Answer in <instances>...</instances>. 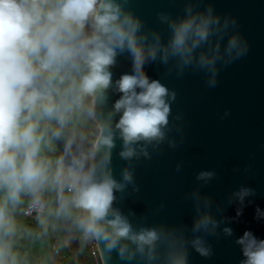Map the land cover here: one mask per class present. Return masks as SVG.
<instances>
[{
    "label": "clouds",
    "instance_id": "9594fccd",
    "mask_svg": "<svg viewBox=\"0 0 264 264\" xmlns=\"http://www.w3.org/2000/svg\"><path fill=\"white\" fill-rule=\"evenodd\" d=\"M188 12V18L171 23L172 37L163 46L159 36L149 42L140 34L141 22L119 0H0V264H28L17 243L32 232L15 218L24 197L43 233L51 226L63 227L69 238L80 234L102 245L106 260L116 252L122 261L187 264L183 235L136 229L114 207L115 194L133 181V173L125 168L117 180L112 152L120 140L121 159L148 156L144 145L164 138L175 93L149 78L146 62L176 57L182 70L195 61L215 86L217 61L224 59L219 44L198 58L194 51L221 30L219 17L211 8L206 14ZM125 52L133 71L114 80L111 69ZM246 52L247 45L232 36L224 62ZM111 93L119 98L110 104ZM54 140L63 142V150L52 158L44 149ZM213 175L201 172L198 179ZM251 194L242 188L235 195L243 203ZM257 216L264 212L257 209ZM217 227L206 213L193 231L214 234ZM224 232L231 235L232 229ZM237 243L242 264H264V239L245 231ZM191 247L205 257L211 251L199 236Z\"/></svg>",
    "mask_w": 264,
    "mask_h": 264
},
{
    "label": "water",
    "instance_id": "95a60500",
    "mask_svg": "<svg viewBox=\"0 0 264 264\" xmlns=\"http://www.w3.org/2000/svg\"><path fill=\"white\" fill-rule=\"evenodd\" d=\"M123 10L141 22L140 34L149 42L159 36L167 46L172 22L188 18L189 12L219 17L220 31L194 51L210 52L219 44L224 59L217 61L215 86L210 73L194 61L183 66L176 57L167 63L160 55L146 62L144 71L158 80L175 98H169L168 124L164 138L144 145L148 156L132 160L119 156L122 142L112 152L113 175L121 180L123 169L133 181L117 192L114 207L127 216L134 228H163L187 240V264H242L245 259L237 239L245 231L264 239V0H119ZM225 20L228 21L224 28ZM234 22V23H233ZM238 36L247 45L246 54L227 59L228 40ZM113 79L133 71L129 53L117 56ZM119 98L110 94V104ZM227 113V114H226ZM139 152V148L137 149ZM212 172L210 179H198ZM252 190L241 203L235 195ZM238 212L240 213L238 215ZM210 214L218 227L214 234L194 232L195 221ZM231 228L232 234L224 232ZM201 237L211 251L201 256L191 240ZM103 264H142L138 259L122 261L116 252L108 259L97 242Z\"/></svg>",
    "mask_w": 264,
    "mask_h": 264
},
{
    "label": "crops",
    "instance_id": "0c3cea01",
    "mask_svg": "<svg viewBox=\"0 0 264 264\" xmlns=\"http://www.w3.org/2000/svg\"><path fill=\"white\" fill-rule=\"evenodd\" d=\"M62 150L63 142L61 140L53 143L50 148L44 149L45 153L52 158L58 156L62 152ZM29 202V198L25 197L24 202L20 206H18L15 212V218L22 229H27L28 225L32 224L33 228H29V230H31L32 232V235L29 236L31 240L29 241L28 246L25 248L24 243L26 235H24L22 238H19L17 248L23 255L26 256L30 252L31 258L27 256L28 264H32L31 259H33V257L39 260L41 264H51V250L49 254H45L43 248L38 246L39 240L37 232L43 230L38 223V220H32L31 224H29L30 222H28L22 215L23 207H26ZM66 239L68 240V242L67 244H64ZM62 244H64L63 247H61ZM54 245L58 246L61 251V259L63 258L64 260L63 264H69L73 261L75 262V264H86L85 262L79 261L78 259L80 247L76 235L69 238L68 233L63 229V227L59 228V234L57 235V239L55 240Z\"/></svg>",
    "mask_w": 264,
    "mask_h": 264
},
{
    "label": "trees",
    "instance_id": "16d2710c",
    "mask_svg": "<svg viewBox=\"0 0 264 264\" xmlns=\"http://www.w3.org/2000/svg\"><path fill=\"white\" fill-rule=\"evenodd\" d=\"M56 142H58V140L53 141V143H56ZM24 199H25V197H24ZM26 207L24 206L23 210ZM23 210H22V212H23ZM36 219H37V217L33 220H36ZM26 220L28 222H30L29 224H31L32 220H30V219H26ZM29 228H33L32 224L28 225L27 229H29ZM42 233H43V230H40L37 232L38 240H39L38 246L43 248L45 254H49L52 246L54 245L55 240L57 239V235L59 234V228L54 230L51 228V226H49L47 233H43V234ZM25 237H26V239H25L24 247L26 248L31 239L28 235H26ZM76 238L78 239L79 247H80L79 258H78L79 261H83L86 264H94L91 257H90V254H89V249H90L89 241L84 240L80 234H76ZM27 256H29V258H31L30 252L28 253ZM31 261H32V264H41L39 262V260H37L35 257H33V259H31ZM51 264H52V262H51ZM69 264H75V262L73 261Z\"/></svg>",
    "mask_w": 264,
    "mask_h": 264
},
{
    "label": "built area",
    "instance_id": "2783aa9c",
    "mask_svg": "<svg viewBox=\"0 0 264 264\" xmlns=\"http://www.w3.org/2000/svg\"><path fill=\"white\" fill-rule=\"evenodd\" d=\"M29 203L27 207L23 210L22 215L26 219L33 220L37 217V213L34 210L30 209ZM89 245H90L89 254L93 263L103 264L97 242L89 241ZM51 262L52 264L64 263L63 258L61 259V251L58 246L53 245L51 248Z\"/></svg>",
    "mask_w": 264,
    "mask_h": 264
}]
</instances>
